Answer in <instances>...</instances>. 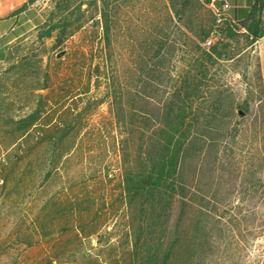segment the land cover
Returning <instances> with one entry per match:
<instances>
[{
  "label": "rangeland",
  "instance_id": "374dc122",
  "mask_svg": "<svg viewBox=\"0 0 264 264\" xmlns=\"http://www.w3.org/2000/svg\"><path fill=\"white\" fill-rule=\"evenodd\" d=\"M15 13L26 28L0 61V264H129V123L156 121L205 62L167 264H264V91L245 30L212 36L202 0H28Z\"/></svg>",
  "mask_w": 264,
  "mask_h": 264
},
{
  "label": "trees",
  "instance_id": "16d2710c",
  "mask_svg": "<svg viewBox=\"0 0 264 264\" xmlns=\"http://www.w3.org/2000/svg\"><path fill=\"white\" fill-rule=\"evenodd\" d=\"M263 6L264 0H257L243 20L226 21L222 28L223 39L232 40L243 29L246 33L242 34L251 38V45L255 44L264 36V27H260ZM218 48L214 46L212 54L219 56ZM207 72L205 62L193 73H186L153 123L147 120L129 123L132 133L139 130V136L129 140L132 147L122 159L123 197L128 209L135 208L130 219L129 264H167L169 261L172 242L168 237V224L179 188V164L204 110L200 103L204 95L201 83ZM39 112H32L29 126L38 121Z\"/></svg>",
  "mask_w": 264,
  "mask_h": 264
},
{
  "label": "crops",
  "instance_id": "0c3cea01",
  "mask_svg": "<svg viewBox=\"0 0 264 264\" xmlns=\"http://www.w3.org/2000/svg\"><path fill=\"white\" fill-rule=\"evenodd\" d=\"M28 0H0V61L6 57L9 46L23 33L24 22H20L19 15L15 13ZM229 4L227 14L231 21L239 22L251 11L257 0H219ZM260 4V3H259ZM258 4V5H259ZM261 12H264V6ZM264 27V18L260 24ZM254 50L258 60L259 76L264 91V36L255 44Z\"/></svg>",
  "mask_w": 264,
  "mask_h": 264
},
{
  "label": "built area",
  "instance_id": "2783aa9c",
  "mask_svg": "<svg viewBox=\"0 0 264 264\" xmlns=\"http://www.w3.org/2000/svg\"><path fill=\"white\" fill-rule=\"evenodd\" d=\"M207 6L212 10L215 23L212 30V36L220 37L222 35V28L226 21H230V18L227 14L228 9L230 8L229 4L219 0H202Z\"/></svg>",
  "mask_w": 264,
  "mask_h": 264
}]
</instances>
